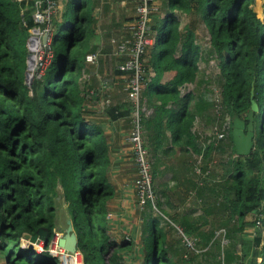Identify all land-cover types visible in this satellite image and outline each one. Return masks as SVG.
<instances>
[{"label":"trees","instance_id":"1","mask_svg":"<svg viewBox=\"0 0 264 264\" xmlns=\"http://www.w3.org/2000/svg\"><path fill=\"white\" fill-rule=\"evenodd\" d=\"M253 2L163 0L164 27L155 30L158 54L150 62L155 78L147 87L159 105L142 121L144 147L152 162L161 148L163 130L171 132L172 145L179 147L184 159V164L178 163L176 168L183 169L182 175L188 178L187 188L201 199L202 215L196 220L190 216L173 219L182 236L193 241L192 248L183 239L182 246L166 247L162 241L164 234L155 222H145L141 249L133 258L130 240L119 244L108 234L106 202L112 191L106 172L111 166V149L103 131L86 119L89 93H82L79 85L89 52L86 1L80 2V11L78 3L75 5L70 26L64 13L58 16L57 7L49 22L52 59L43 74L35 73L28 83V42L32 37L30 31L36 28L33 0H0V264H58L47 252L38 253L21 245L24 233L35 234L39 228L48 231L50 241L58 198L68 212L82 264H191L193 259L212 255L215 250L222 252L216 264H264V8L259 17ZM175 13L190 19L183 30ZM199 22L209 35L206 56L214 60L218 69L222 108L219 120L221 123L228 115L230 121L228 138L206 144L203 152L195 144L197 137L192 129L197 117L208 123L207 115L213 108L205 107V99L196 87V91L183 96L179 90L186 84H199L201 49L195 35ZM158 23L155 20L152 27ZM151 24L152 21L150 32ZM39 27L43 29L45 25ZM114 61L120 65L124 57L114 56ZM165 71L173 73L172 81L158 85ZM251 95L258 107L252 120L253 147L247 157H239L232 141L233 122L238 118L249 124ZM104 97L101 90L90 95V99L98 101ZM195 97L199 100L194 104ZM168 105L171 107L167 108ZM102 110L110 120L130 113L129 105L110 104ZM216 142L219 144L215 145ZM216 149L221 153L229 150V155L220 160V181L214 185L208 166L210 153ZM186 153L189 154L185 156ZM192 155L201 156L204 179L203 174L195 171ZM192 176H198L204 185L197 187ZM213 216L211 229L202 231V225L209 228V218ZM249 217L255 220L249 221ZM255 225L260 226L259 236L253 238L259 251L255 252L256 262L245 263L231 250L232 241L246 227ZM219 231L216 238L215 232ZM201 232L205 234L200 243ZM222 238L227 240V246ZM238 242L243 251L249 244L243 235ZM167 251L181 259H168Z\"/></svg>","mask_w":264,"mask_h":264},{"label":"crops","instance_id":"2","mask_svg":"<svg viewBox=\"0 0 264 264\" xmlns=\"http://www.w3.org/2000/svg\"><path fill=\"white\" fill-rule=\"evenodd\" d=\"M81 1L82 0H75V2L74 0H59L57 11L58 16L61 17L64 13L66 15L65 18H67V10L72 3L74 9L75 5L77 6L78 3V11H80ZM84 1H86L85 13L90 20L86 39L89 51L87 54H95L97 55V59L95 63H87L86 61L83 63L79 85L82 93H89V99L85 104V117L89 122L98 126L103 131L109 149H111V153H108L111 166L106 172L107 183L112 191L111 198L106 202V207L108 209L107 217L109 220L107 226L108 234L111 237V240L116 241L117 243L125 237H129L131 242L132 240L135 241V225H139L140 230H143L145 222L150 220V222L154 221L156 228L160 229L164 234L162 241L166 247L169 246L173 248V246L177 247V245L182 246V232L176 224L167 219V214L172 215V218L190 216L196 220L202 215V204L201 199L197 197L196 192L193 190L190 191L187 188L186 181L188 178L187 175H182L183 169L179 170L176 168L178 163L184 164V159L179 151V147L172 145L171 132L166 128L163 130L161 148H159L158 152L153 155L152 162L150 161L156 195V210L158 209L157 212L160 217L163 215L168 221H166V224L161 221L160 217H150L148 215L151 208L149 204L144 209H140L137 204L135 182L138 178V174L127 144V136L131 127L130 113L123 118L121 117L110 120L109 117L103 113V108L99 109V106L105 101H108V106L110 104L125 107L129 105L125 91L128 80L127 75L125 73L120 75L116 73V71L119 70V64L114 63V56L116 57L114 51L117 43L130 38L128 28L136 18V1ZM74 9L73 15H75ZM162 9L163 0H154V11L151 14L152 24L150 34L155 39L157 38V32L155 30L158 27H164L163 19L165 13H162ZM175 16L179 22L180 29L183 30L185 26H188L190 21L189 17L178 13H175ZM157 19L159 20V23L153 28L152 26ZM112 53H114V56H112ZM157 54L158 47L156 40L154 46L148 49L143 60L145 67V82L143 84L142 100L145 103L146 108L151 110V114H153L155 106L159 105L155 96L149 94L150 90L147 88L155 78V72L153 71L152 66H150V62L152 59L156 58ZM172 78L173 73L165 71L162 76H160L158 85L163 86L169 84L172 81ZM191 86L197 88V86L186 84L179 89L181 95L183 96L190 92L192 90ZM100 90L105 92L106 97L100 101H98V98L90 99V95L94 91L100 92ZM169 107L171 106L168 105L167 108ZM194 128L195 127L192 129L193 133H195ZM195 144L203 149L205 143H199V141L195 140ZM201 178L204 179L205 177L201 176ZM191 179L201 187L204 185L203 180L198 176H192ZM167 205L171 206L172 209L170 210ZM175 206H180L181 208L178 207L175 210ZM211 219L215 220V217L213 216V218H209V221H211ZM201 224L202 223L198 224V226ZM205 227V225H202L201 230L204 231ZM56 228L58 231L54 230L53 232L60 233L62 236L64 231L60 232V224L56 226ZM172 232H176V235L173 236ZM204 234V232H201L198 237L199 241H201V237H203ZM27 244L29 243H26L25 240H21L22 246L28 247ZM167 249L169 250V248ZM172 259L174 260L175 258ZM176 259H181V257H177Z\"/></svg>","mask_w":264,"mask_h":264},{"label":"built area","instance_id":"3","mask_svg":"<svg viewBox=\"0 0 264 264\" xmlns=\"http://www.w3.org/2000/svg\"><path fill=\"white\" fill-rule=\"evenodd\" d=\"M34 10L32 13L36 28L30 31L31 41L39 49L34 55V64L32 76L43 74L44 70L52 59L50 49V39L52 29L49 22L59 5L57 0H33ZM154 11V0H137L136 18L129 26L130 38L117 44L115 55L124 57V62L118 66V69L127 75V85L125 88L127 100L130 107L131 130L127 136V144L132 154V160L136 167L138 178L135 182L137 204L140 209H144L148 204L155 209L156 195L153 184V173L149 155L144 147L142 135V121L145 117L151 115V110L146 108L142 100L143 84L145 82V67L143 64L144 56L148 49L156 43V39L150 34L151 14ZM45 25L43 29L39 26ZM47 35L46 43H42L43 35ZM97 55H87V63H95ZM33 64V65H34ZM108 107V101L103 103ZM104 107H102L104 109ZM219 139L221 135L217 136ZM156 211V209H155ZM60 233L54 232L52 238L46 246L43 243L34 245L38 252H47L58 260V264H82V256L76 251L69 253L58 246ZM184 244L187 247H193V241L183 236ZM80 256V258L78 257Z\"/></svg>","mask_w":264,"mask_h":264},{"label":"rangeland","instance_id":"4","mask_svg":"<svg viewBox=\"0 0 264 264\" xmlns=\"http://www.w3.org/2000/svg\"><path fill=\"white\" fill-rule=\"evenodd\" d=\"M74 2H75V0H74ZM72 4L70 5V7L67 10L66 22L68 23L69 26L72 25L74 22V15H73L74 7ZM252 6H253L254 10H256V12H258L259 17H262V10L264 8V0H254ZM196 25H197V27L195 29L196 44L201 49V55H200L201 59L199 61V69L200 70H199V74H198V83L199 84L197 85V90H198V92H200L201 96L205 99V102H204L205 107L211 106V108H213V110L211 111L210 114L207 115L208 123H206L205 120H202V121H204V122H202L200 120V118H198V117L196 118L195 124H194V127H195L194 132H195L196 137L198 138V139H196V141H199V143L203 142V143H205L204 146H206V144L208 145L212 141H218V140L223 141L224 139L228 138L229 131H230V126H229L230 121H229L228 115H224V117L220 123L219 118L222 116V114L219 110H222V108L220 105L221 99H220V82H219V77H218V69L215 65L214 60L212 58H209L206 56V50L208 51V49H210L209 35L207 33L206 28L201 22H199V24L197 23ZM28 44H29V51H30L29 53H32L33 55H35L36 51L39 49V46H36L35 44H33L31 41V38H30ZM35 67H37V66L34 64L33 68L35 69ZM191 89H192L191 91H196L195 87L191 86ZM195 94L197 95V93H195ZM198 100H199V98L195 97L194 104L197 103ZM102 107H104L103 103H102V105L99 106V109H101ZM219 135L222 136L220 139L217 137ZM204 139H205V141H204ZM218 144L219 143L216 142L215 145H218ZM204 148L205 147H203L202 152L204 151ZM110 153H111V151H110ZM188 154L189 153H186L185 156H187ZM228 155H229V150L228 151L225 150L224 153H221L218 149H216V150L211 151V153H210L211 162H210V165L208 166V169L211 173V175H210L211 177L209 179L211 182H214L213 183L214 185H217L220 181L219 179H220L221 170L219 167V162L221 159H226L228 157ZM192 160H193L194 164L196 163L195 171H197V173L199 172L200 174H203V176L206 177L205 173H201V167H203V162H202L201 156L192 155L191 161ZM197 187H201V186L197 185ZM56 201H57V203H56V212H55V217H54V225L56 228V226H58L60 224V226H61L60 232H61V231H64L67 227L66 221L69 220L68 219V212L66 210V207L63 206V204L59 203L60 198H58ZM167 206L169 207L170 210L172 209L171 206H169V205H167ZM178 207L181 208L180 206H175L174 207L175 210ZM214 208H217L216 205H214ZM155 209H156V207H155ZM155 209L150 208V213L148 214L150 217H154V216L160 217L158 212H157L158 209L156 211H155ZM161 212H163V211H161ZM217 216L220 217L219 215H217ZM160 218H161L162 222L166 223L167 220L163 217V215ZM167 219L171 220L174 223V221H173L174 218H172V215L167 214ZM248 219H249V221H252V222L255 220L254 217H249ZM211 223H212V219L210 221L209 228L207 229L205 227L206 231L211 229V227H210ZM135 226H136V228H135V241L131 239L132 240V252L130 253V255L133 258H136V255L139 253V250L141 249L140 246L142 243V236L144 233L143 230H140L139 225H135ZM55 228H54V230L58 231L57 228L56 229ZM258 228H260L259 225L246 227L244 229L243 234H239L236 237V240L232 241L231 250L233 251V253L235 255H237V257L239 259H242V261L244 259L245 263L246 262L248 263L250 261L256 262L257 256H255V252L259 251V245H256L253 238L259 236L260 232H258ZM220 232L221 231L215 232L216 238H218L220 236ZM172 235L175 236L176 232H172ZM241 235L244 236L245 242H249L248 246L245 248L244 251L242 249V245L238 242V238ZM129 239H130L129 237H125V238L121 239L120 242H118V243L124 244L125 241H128ZM221 240L223 242V245L227 246V240H225V238L224 239L222 238ZM200 243H201V241H200ZM3 244H5V241L3 242ZM228 247H229V245H228ZM217 250L220 251L219 248ZM7 251L8 250L6 249L5 252H7ZM196 252H199V251H196ZM166 254H167L168 259L170 258V260H173L172 258H175L174 260H176V257H172V255L169 251H167ZM221 254H222L221 251L217 252L215 250L212 253V255L210 254L209 256H207L204 254V255H201L200 257L193 259V262L191 264H216V263H218V258H219V255H221ZM7 256H8V254L6 255V257Z\"/></svg>","mask_w":264,"mask_h":264},{"label":"water","instance_id":"5","mask_svg":"<svg viewBox=\"0 0 264 264\" xmlns=\"http://www.w3.org/2000/svg\"><path fill=\"white\" fill-rule=\"evenodd\" d=\"M47 40V35L44 34L42 37V43L45 44ZM34 62V55L28 53L26 56L27 68L25 73V81L30 83L32 79L33 68L30 66L29 62ZM251 106L248 113L249 124L246 125L244 121L238 118H234L233 129H232V141L234 150L237 156L247 157L253 147V127L252 120L253 114L258 111L256 103L252 100L251 95ZM48 231L43 228H39L35 234L24 233L22 239L29 243L28 247L32 248L33 245H39L43 243L44 246L47 245ZM58 246L63 248L69 253H75L77 251V237L73 230L71 221H67V227L63 232V235L58 239Z\"/></svg>","mask_w":264,"mask_h":264},{"label":"bare ground","instance_id":"6","mask_svg":"<svg viewBox=\"0 0 264 264\" xmlns=\"http://www.w3.org/2000/svg\"><path fill=\"white\" fill-rule=\"evenodd\" d=\"M29 64H30V66L33 68V64H34V62L30 61ZM41 80H42V79H41ZM78 257H79V256H78ZM79 258H80V257H79Z\"/></svg>","mask_w":264,"mask_h":264},{"label":"clouds","instance_id":"7","mask_svg":"<svg viewBox=\"0 0 264 264\" xmlns=\"http://www.w3.org/2000/svg\"><path fill=\"white\" fill-rule=\"evenodd\" d=\"M53 233H54V232H53ZM21 240H23V239L21 238ZM23 241H24V240H23ZM26 243H27V242H26ZM27 245H29V244H27ZM32 248L35 249L34 245L32 246Z\"/></svg>","mask_w":264,"mask_h":264}]
</instances>
